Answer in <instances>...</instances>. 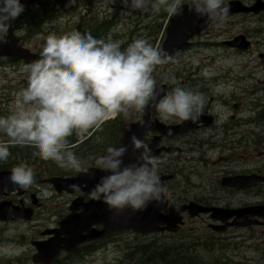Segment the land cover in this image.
I'll list each match as a JSON object with an SVG mask.
<instances>
[{
	"label": "rangeland",
	"instance_id": "rangeland-1",
	"mask_svg": "<svg viewBox=\"0 0 264 264\" xmlns=\"http://www.w3.org/2000/svg\"><path fill=\"white\" fill-rule=\"evenodd\" d=\"M239 1L253 4L255 0ZM96 2L100 3L96 4ZM24 3L25 11L11 22L6 41L13 37L22 39L21 44L33 51L43 49L49 35L69 29L81 16L86 18L87 22L93 19L110 20L112 28L108 37L121 41L122 48L135 38L147 39L150 44L160 48L164 40V28L169 20L162 9L164 7L162 4L158 5L160 8L158 13L154 11L141 13L129 11L120 3V0H116L113 4L103 0H75V3L70 6L67 0L65 12L54 15L45 14L39 6L30 4L29 0H24ZM238 36H243L250 42L251 48L248 51L233 49L224 44ZM25 65L10 60L0 61V95L4 94L0 96V100H3L0 102L2 116L8 115L13 108L15 101L13 93L20 86L22 78H27V73L23 71ZM205 69L210 73L207 77L202 75ZM153 75L158 83L169 88L168 92L174 87L170 83L173 78L186 89L199 93L203 91L201 93L205 98L203 108L209 107L212 114L220 117L217 127L229 124L235 126L237 132L238 143H230L226 147V153H231L226 169L231 172L256 173L264 176V13L258 16L229 17L220 28L212 24L209 29L195 38L187 49L169 59L167 63L156 66ZM234 106L237 108L234 109ZM138 115L139 113L130 112L128 115H122V120L124 123L137 121ZM105 128V126L102 127L100 133ZM220 131L218 140L224 139L228 144L225 136L221 137ZM89 133L90 131L77 135L74 132L73 136L80 142ZM197 139L199 142L205 140V137L202 133H198L187 141L195 147L193 143ZM117 140L118 136L112 129H106L101 137L96 135L89 145L72 150L80 159L82 166L86 167L93 164L98 157L99 154L96 155L95 150L100 145L103 148L118 142ZM187 141L177 140L172 147L176 149L180 146L181 148L185 145L184 143L188 146ZM25 148L27 153H32L31 149ZM217 151L220 155L221 149ZM212 153L213 151L208 154V160L214 156ZM240 154L241 160L232 163ZM179 156L185 157V160L181 161ZM191 157L179 152L176 156L167 157L164 163L167 164L168 171L177 174L182 172V167H191ZM212 163V161L207 163L205 168L199 167L197 172L209 177L214 176L216 170L220 171V164ZM43 165L47 172L76 174L72 170L57 167L51 161L43 160ZM190 181L192 185L204 186V182L198 181L196 177L190 178ZM195 194L196 191H182V198L177 193L176 196L180 200L184 197H198H194ZM241 194L226 197L223 204H228V201L229 204L237 202L241 206L246 203L264 204V186ZM40 198L43 207L38 211L33 223L0 224L1 264H32L31 257L34 251L29 242L38 231L52 228L54 225H51L66 213L71 201L68 196H54L52 191L44 186L40 187ZM185 230L184 234L176 236H156L155 241L166 247H170L173 243L184 245L187 249H183L191 253L196 260L201 258L206 264H229V261L230 264H264V228L262 227L232 229L225 235H212L205 224L198 220L195 223H189ZM151 240L141 239L131 234L121 235L102 243L100 249L93 254L64 256L60 261L62 264H123L124 256L129 250L141 242L148 243Z\"/></svg>",
	"mask_w": 264,
	"mask_h": 264
},
{
	"label": "clouds",
	"instance_id": "clouds-1",
	"mask_svg": "<svg viewBox=\"0 0 264 264\" xmlns=\"http://www.w3.org/2000/svg\"><path fill=\"white\" fill-rule=\"evenodd\" d=\"M113 4L116 0H107ZM75 0H69V6ZM131 12H159L164 5L169 18L180 16L187 4L190 13L206 23L222 27L229 16L230 0H120ZM25 11L20 0H0V43H6L11 22ZM168 53L144 38L126 47L122 42L96 38L90 32L71 31L49 35L40 58L24 66L26 87L15 94L13 108L0 116V163L9 158V147L28 146L34 155L57 167L88 174L72 150L69 137L100 129L109 119L153 108L163 121L199 120L205 98L179 85L165 93L153 73L168 62ZM202 75H210L207 69ZM143 125V121H141ZM132 160L125 164L128 147H108L93 167L103 173L85 193L80 185L70 189L81 197L106 205L109 212L139 213L149 204L168 205L167 189L159 168L163 160L135 135L130 137ZM14 190H29L35 183L32 170L24 164L11 169L8 177ZM47 195V193H44Z\"/></svg>",
	"mask_w": 264,
	"mask_h": 264
},
{
	"label": "water",
	"instance_id": "water-1",
	"mask_svg": "<svg viewBox=\"0 0 264 264\" xmlns=\"http://www.w3.org/2000/svg\"><path fill=\"white\" fill-rule=\"evenodd\" d=\"M264 12V3L257 1L254 7L245 8L238 2H230L229 15L237 13H254L259 14ZM211 23H206L204 19H198L194 14L190 13L186 6L183 7V12L180 16L173 17L167 28L166 40L162 49L168 53V57L173 53H176L181 48L187 45V42L195 35L204 30ZM241 49H248L249 45L244 43L242 38H237L233 43ZM10 57L19 60L34 61L38 60L40 56L32 55L28 50L18 47V41L13 40L9 43L0 46V58ZM163 90V88H162ZM150 113H154L153 108H147L143 113L142 120L136 124H127L121 128V145L128 147V152L124 157L125 164L132 160V150L130 145V137L135 135L138 139L144 138L148 132L160 131V128L154 122V118H150ZM153 120V123H151ZM143 121V125H141ZM195 123L191 121L182 132H173V135L186 133L187 131L195 127ZM157 142L154 144L156 146ZM103 173L98 170L90 169L88 174H79V176L72 179H54L50 182L53 184L57 192L62 190L67 193L74 194L70 189V185H80L82 190L87 193L98 182L100 176ZM258 182H264L263 178L259 177H239L226 181V185L232 187H246L250 185H256ZM83 186H85L83 188ZM3 188L2 181L0 179V192ZM85 197L79 195L78 199L72 204L70 208L71 214L59 223V229L54 231V237L49 241L34 243L36 254L33 257L34 264H51L59 256L60 252L71 253L78 246L91 242L96 239L105 238L117 233L132 232L140 236H147L149 234L169 231L175 232L177 224L180 223L179 214L184 210H189L190 217H194L199 212H209L201 208L197 209L195 205H190L188 208H179L174 205H163L152 203L146 208L145 211L139 213H131L125 210L122 213L115 214L109 212L106 205L101 202L90 200L88 203L82 204ZM81 210L79 214H75ZM254 211V210H253ZM263 211V209H261ZM249 213L251 216L260 215ZM161 212L168 213L167 217H162ZM215 215L212 217L215 220H219L225 223L233 216H236V221L231 225H227L224 228H219L220 231H224L229 226L235 227H247L254 223L245 221L246 213L248 210H242L237 212H226L213 210ZM219 214V216H216ZM18 218L29 219V214H19L15 210L9 208L6 205H0V220H8L11 216ZM221 215V216H220ZM101 226V231H94L93 227ZM161 226H165L161 228Z\"/></svg>",
	"mask_w": 264,
	"mask_h": 264
},
{
	"label": "flooded vegetation",
	"instance_id": "flooded-vegetation-1",
	"mask_svg": "<svg viewBox=\"0 0 264 264\" xmlns=\"http://www.w3.org/2000/svg\"><path fill=\"white\" fill-rule=\"evenodd\" d=\"M22 85L25 84V82L21 83ZM203 91L200 92V94ZM8 100V98H5ZM3 100H1L2 102ZM237 107L234 106V109ZM155 118L158 121L159 124L163 125V130L167 132L165 136L160 135L159 133H151L148 134L144 139L143 142L150 147L154 142L157 141L159 138H168L171 133L172 127L183 125L186 122H176L175 120H168L163 121L159 118L158 114L155 112ZM220 122V117H217L215 114H212L210 112L209 107L203 108L202 114L200 115L199 120L196 122V127L193 131L188 132L185 135L182 136H176L172 139H167L165 141H161L159 145H157L155 148L151 149L154 155H157L163 160V164L159 168V175L161 178L167 177V178H173L172 181L168 182L165 181L163 184L167 189V198L178 205H186L189 203H196L203 207H212V208H221V209H240V208H246V207H258L263 206L264 204L259 203H246L244 205H239L236 201L234 204H223L226 197L234 196L241 193H247L248 190L254 191L259 188H262L264 185H259L258 187L252 188V189H236V188H228L224 187L223 180L237 177V176H246L248 173H238V172H231L226 169L227 165L229 164V160L231 158V153H226V147L229 146L230 143H238L236 141L237 138V132L235 129V126L225 124L218 126ZM221 130V131H220ZM220 131V135L225 136L227 139L228 144H226V141L218 140V134ZM202 133L203 137H205V140H200L198 142V139L195 140L193 143L195 147H192V144H189L187 140H189L190 137H192L195 134ZM230 138V140L228 139ZM185 140L188 142V146L183 145L181 148L178 146V148L174 149L172 147V144L177 143V140ZM7 137L0 134V141H6ZM222 141V142H221ZM197 148V149H195ZM185 149H188V151H185ZM221 149V154L218 155V151ZM184 150V152L182 151ZM214 154L213 157H211L208 160V154L212 152ZM229 152V149L227 150ZM184 154V155H191V167L185 168L182 167L180 173L173 174L170 171H168L167 164L164 163L165 159L169 156H176V153ZM193 155H197L194 157ZM180 160H185V157L181 158L179 156ZM179 160V161H180ZM241 160V154L238 155L237 158L234 159V162H239ZM213 162L212 164H220V171L216 170V173H214V176L211 175L210 177L207 175H201L199 172H197L199 167H206V164L209 162ZM17 161L12 163H0V174L1 173H10L11 169L19 164H16ZM194 166V167H192ZM35 183L34 185L27 191L23 190H14L15 186L13 187V191H8V189H4L2 193H0V203H10L12 206H24L27 208L31 207V198L34 195H38V187L40 185V179L38 176V173L35 170H32ZM171 173V174H169ZM173 176V177H171ZM196 177L198 181L204 182V186H195L191 184L190 178ZM192 176V177H191ZM215 178V179H214ZM178 179L180 182L178 183ZM177 181V184L174 185V183ZM182 191H196V194L194 197H184L183 199H178L176 196V193L179 197L182 198ZM171 193V196H170ZM243 195V194H241ZM175 197V199H174ZM38 203L39 200H38ZM37 211V210H36ZM184 223L187 220V215H183ZM202 221L203 224H205V227H207L209 224H211V221L209 219V216H199L196 220L190 221V223H195L196 221ZM16 221H8V222H0V224H8V223H14ZM186 224V223H185ZM256 227V228H260ZM263 228V227H262ZM186 227L181 228L180 231L177 234H184V231ZM211 233V232H210ZM213 235V234H212Z\"/></svg>",
	"mask_w": 264,
	"mask_h": 264
},
{
	"label": "trees",
	"instance_id": "trees-1",
	"mask_svg": "<svg viewBox=\"0 0 264 264\" xmlns=\"http://www.w3.org/2000/svg\"><path fill=\"white\" fill-rule=\"evenodd\" d=\"M108 30V22L103 21L92 25H81L72 31H78L81 34L87 31L96 38L106 39ZM183 248L186 247L179 243L166 247L157 241L141 242L127 252L124 264L125 262L126 264H204L201 258L196 260Z\"/></svg>",
	"mask_w": 264,
	"mask_h": 264
}]
</instances>
